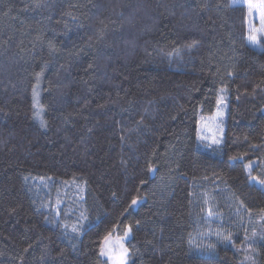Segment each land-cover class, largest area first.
Instances as JSON below:
<instances>
[{
    "label": "trees",
    "instance_id": "16d2710c",
    "mask_svg": "<svg viewBox=\"0 0 264 264\" xmlns=\"http://www.w3.org/2000/svg\"><path fill=\"white\" fill-rule=\"evenodd\" d=\"M247 22L231 0H0V264H104L128 225V264H264ZM222 95V141L199 142Z\"/></svg>",
    "mask_w": 264,
    "mask_h": 264
},
{
    "label": "snow or ice",
    "instance_id": "6c2138e0",
    "mask_svg": "<svg viewBox=\"0 0 264 264\" xmlns=\"http://www.w3.org/2000/svg\"><path fill=\"white\" fill-rule=\"evenodd\" d=\"M241 2V0H233L234 5H238ZM249 13H252L253 8L256 7V5L253 3V0H247ZM39 7V4L36 5ZM259 11H260V28H254L250 25L249 35H248V42L252 44H258L260 43V40L262 37H264V0H260L259 2ZM103 31V30H101ZM195 41L192 45H189V47L195 46ZM49 47H52L50 44ZM43 71V70H42ZM41 73L36 74V80L37 84L39 83ZM221 93H224V89H220ZM225 97L222 95L217 99V105H221L224 103ZM33 108L35 109L33 115L34 117L41 119L42 126H44V121L42 119V113L44 111V106L39 103V100L37 98V89L36 86H33ZM197 138L200 140H211V143L219 144L220 140L217 139L215 136L208 137L206 135H202L200 130L197 131ZM253 165L249 163L246 165V168L249 169V175H251V169ZM255 179V178H253ZM24 180L27 182L29 180L28 176L24 177ZM41 182L43 183V178H41ZM260 183L264 184V180L259 181ZM132 205L137 204V199L133 198L131 201ZM51 205H45L41 204V207H50ZM57 215L59 214V211L57 209ZM211 210H209V215H211ZM87 217L84 215V213H81L80 217L77 219V222L71 226V232L74 234H79L81 230V220H86ZM64 229H68V225L64 224L62 225ZM115 231V229L113 230ZM113 231L108 232L100 241V249H99V255L101 257H106V260L104 261V264H128L129 259L132 255L135 253L133 251H130L128 247L124 245V240L127 239L129 234L132 231L131 225H128L124 231L123 236H113ZM67 235V231L65 232ZM217 235H220L217 233ZM225 239H229L230 237H224Z\"/></svg>",
    "mask_w": 264,
    "mask_h": 264
},
{
    "label": "rangeland",
    "instance_id": "374dc122",
    "mask_svg": "<svg viewBox=\"0 0 264 264\" xmlns=\"http://www.w3.org/2000/svg\"><path fill=\"white\" fill-rule=\"evenodd\" d=\"M259 2L260 0H253V3L256 5L255 8H253L252 13H249L248 3L247 0H241V2L238 5H242L246 7L248 10V22H247V40L250 30V25L254 28H260V11H259ZM231 4H233V0H231ZM260 41H264V37L261 38ZM251 47L258 48V44H252L250 43ZM39 94L40 92L37 90V98L39 100ZM226 117V101L224 99V103L221 105H217L214 113L210 116H206L205 119L207 122H203L200 124L198 123L197 131L200 130L202 135H206L208 137L215 136L217 139L220 140V143L222 141L223 133H224V121ZM199 142H209L211 143V140H200ZM214 144V143H212ZM106 258V257H105Z\"/></svg>",
    "mask_w": 264,
    "mask_h": 264
},
{
    "label": "water",
    "instance_id": "95a60500",
    "mask_svg": "<svg viewBox=\"0 0 264 264\" xmlns=\"http://www.w3.org/2000/svg\"><path fill=\"white\" fill-rule=\"evenodd\" d=\"M125 243H126V241H125Z\"/></svg>",
    "mask_w": 264,
    "mask_h": 264
}]
</instances>
